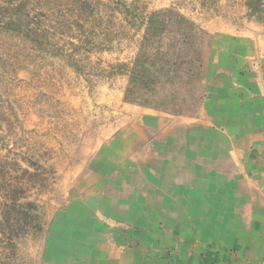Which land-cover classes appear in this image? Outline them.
Masks as SVG:
<instances>
[{
  "label": "rangeland",
  "instance_id": "374dc122",
  "mask_svg": "<svg viewBox=\"0 0 264 264\" xmlns=\"http://www.w3.org/2000/svg\"><path fill=\"white\" fill-rule=\"evenodd\" d=\"M248 31L264 36V0H0V264L91 237L99 197L129 179L121 146L152 115L197 116L214 34ZM163 61L185 64L144 70Z\"/></svg>",
  "mask_w": 264,
  "mask_h": 264
},
{
  "label": "crops",
  "instance_id": "0c3cea01",
  "mask_svg": "<svg viewBox=\"0 0 264 264\" xmlns=\"http://www.w3.org/2000/svg\"><path fill=\"white\" fill-rule=\"evenodd\" d=\"M214 48L199 114L137 126L114 161L126 184L53 264H264V36L215 33Z\"/></svg>",
  "mask_w": 264,
  "mask_h": 264
},
{
  "label": "trees",
  "instance_id": "16d2710c",
  "mask_svg": "<svg viewBox=\"0 0 264 264\" xmlns=\"http://www.w3.org/2000/svg\"><path fill=\"white\" fill-rule=\"evenodd\" d=\"M261 2H262V0H258V5H261ZM151 23H152V20L150 21ZM168 23L169 22H166V25H168ZM165 27V23H164V25H162V28H164ZM190 31H191V35L190 36H192V35H195V31L196 30H194V29H190ZM159 51V50H158ZM185 63L184 62H182V63H177V62H171V61H163V62H161V65H160V67H156V65H154L153 67H146V68H144V70H146L147 72H149L150 70L151 71H155V70H153L154 68H156L157 70H159L160 69V71H163V72H169V71H171V69L173 70V69H180V68H182V66L184 65ZM138 65L139 64H137V62H135L134 63V65H133V68H132V73H131V75H132V77H131V82L132 83H135V81L138 79ZM194 65H195V67L197 68V69H201L202 67H203V62H200V59H195V61H194ZM150 69V70H149Z\"/></svg>",
  "mask_w": 264,
  "mask_h": 264
}]
</instances>
